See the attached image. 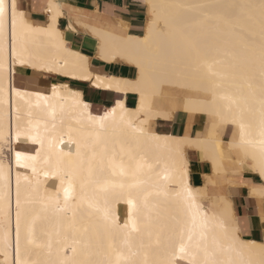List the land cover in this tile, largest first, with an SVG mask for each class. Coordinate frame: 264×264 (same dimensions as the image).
<instances>
[{"label": "bare ground", "instance_id": "bare-ground-1", "mask_svg": "<svg viewBox=\"0 0 264 264\" xmlns=\"http://www.w3.org/2000/svg\"><path fill=\"white\" fill-rule=\"evenodd\" d=\"M147 2L157 7L148 9L149 19L142 35L91 29L100 38L99 58L106 62L122 60L133 64L137 70L133 78L96 72L88 57L68 46L58 27L62 14L56 17L51 31L47 30V25H34L31 21L32 28L37 31L17 24V57L40 67L17 62L13 75L9 77L5 71L0 80L3 87L0 93V164L5 173L4 180H0V193L10 198L14 241L19 192L20 246L26 264H117L118 254L135 264H144L146 258L148 264H172L171 251L175 247L178 252L182 233L185 245L193 252L195 239H198L196 237L191 244L187 239L191 222L185 186L199 193L197 224L205 213L211 218L213 213L223 212L222 205L215 203L219 209H213L207 198L210 196L215 201L213 193L206 195L211 185L204 192L191 183L188 155L185 163L175 147L176 141L184 135L156 131L155 121L165 120L163 115H154L150 121L141 123L143 114L137 111L141 92L158 106L170 108L171 117L178 109L184 111L185 104L212 111L231 104V112L227 114L237 120L243 117L245 122L250 121L253 138L257 141L261 138L259 25L250 37L252 43L240 34L243 30L247 35V30L235 27V21L223 9L177 7L244 4L250 0ZM9 45L10 36L6 52ZM23 68L85 82L92 88L121 97L132 93L138 101L135 107H128L126 98L125 101L119 98L106 110L99 111L68 84L54 83L48 92L26 87L18 73ZM49 68L53 71H48ZM83 74H90L92 79H80ZM97 75L104 76L105 83L112 82L114 86L96 88ZM117 82L126 90L117 91ZM17 90L21 96L16 95ZM34 91H39L40 96L31 94ZM176 93L181 94L178 107L169 103ZM221 96L227 99H220ZM214 98L215 104L206 103ZM118 103L123 109L117 107ZM113 108L116 109L114 114L106 120L99 119ZM195 114L206 116L208 129L211 128L213 116L208 112ZM18 130L24 133L19 138ZM225 130L231 132L229 140L225 136L227 141L222 138ZM234 133L238 141V127L229 123L221 126L217 136L206 135L204 138L209 143L204 146L205 155L215 154L212 139H216L227 153ZM32 139L39 142L33 143ZM6 148L11 153L9 160L4 152ZM17 151L35 159L21 160L17 164ZM223 163L227 165L228 160ZM69 188L70 195L66 199L65 189ZM129 199L135 204L131 217ZM4 207L7 211L8 205ZM133 222L137 227L135 232L132 231ZM210 229L223 239L221 227L210 222ZM2 231L0 226V234ZM240 241L252 243L243 246L235 242L237 250L226 249L217 254L218 259L225 264H248L249 261L261 264L264 252L259 246L263 242L243 236ZM208 243L213 246L211 233ZM9 252L11 260L13 250ZM203 258L201 253L196 261ZM191 259L189 255L178 259L176 264H189ZM119 264H124L123 259Z\"/></svg>", "mask_w": 264, "mask_h": 264}, {"label": "snow or ice", "instance_id": "snow-or-ice-1", "mask_svg": "<svg viewBox=\"0 0 264 264\" xmlns=\"http://www.w3.org/2000/svg\"><path fill=\"white\" fill-rule=\"evenodd\" d=\"M137 5L141 8L155 9L157 7L154 3H148L147 0H132V4L128 3V0H124L123 5L115 2V0H88V7L92 9L88 11V7L77 8L70 3L53 4L49 0H0V80H2L5 71H7L9 77L13 75V66L19 62L21 65H29V62L21 57H17L15 41H16V29L19 23L22 27L37 31L33 29L29 18L37 12H48L51 15L47 18L51 23H48L47 30L51 31L55 24L56 17L63 14L68 20V27L73 28L72 17L75 14L79 19L80 14H86L92 17L102 19V22L108 26L115 27V21L120 19V15L127 12L129 7ZM177 7H194V8H206L215 7L225 10L227 16L235 21V27H241L247 30V35L242 30L241 35L251 41L250 37L255 33V26L259 25L260 35V48H261V99H260V112H261V131L260 139L257 141L253 138L252 124L251 122H245L244 118L237 120L234 116L228 115L227 112H231V104L227 106H218L215 111L210 108L204 107H192L190 104L184 105V111L188 115V126L185 130V134L179 140L176 141L175 147L184 157L185 163H187V149H199L198 158L203 161L210 159L212 163V175L205 177V188L209 185L213 187L215 201L223 206V212L220 214L213 213L211 218L205 213L201 218L199 224H197V216L199 213V206L196 204L198 192H195L190 187L185 186L187 193V211L190 213L191 228L187 230V239L191 244L195 239L193 247L195 251H191L184 243V234H181L180 243L178 246V252L174 247L171 251L172 264H176L178 259H184L189 255L192 259L189 264H225V262L218 259V253L224 252L226 249L229 251H236L235 242H239L243 246H249L252 242L240 241V237L249 234L257 227V220L259 218V229L264 233V0H250L244 4H232L224 3L217 5H177ZM65 9H67L65 11ZM10 45L6 52V41L9 40ZM7 57V58H6ZM109 58V57H105ZM29 66L33 68L40 67L39 65L32 63ZM48 71H53L49 68ZM80 79L91 80L90 74H83ZM34 88L38 87L36 82L32 85ZM94 86L96 88H112L114 85L112 82L105 83V77L97 75ZM116 90H126L120 87L119 82L115 84ZM135 90V89H133ZM3 92L2 84H0V93ZM36 96H40L39 91L31 93ZM55 95V89H53ZM17 96H21V92L17 90ZM180 93L173 94L169 103L174 106H179ZM214 97L216 94H213ZM220 99H227V97H219ZM208 104H215V98L212 101H206ZM87 107V105H85ZM117 107L123 109V105L118 103ZM142 112L143 118L141 123L150 121L154 115H163L165 119H170V108L158 106L154 100L145 97V94L141 92L140 108L137 110ZM251 112L252 110L249 109ZM116 109L113 108L111 113H105L103 117L99 119L101 121L106 120L110 114H114ZM196 112H208L214 119L211 121V128L206 130L205 133L196 132L192 130V125L196 123L194 114ZM139 118V117H138ZM233 124L238 127L239 140H235V133L233 141L228 145V152L219 145L216 139H212L211 143L215 154L211 157L205 155L204 146L209 143L208 139L204 137H215L218 135V131L221 130V126L226 124ZM141 134H144V130L140 129ZM22 133L17 131V138ZM33 143H38L36 139H32ZM42 147V144H41ZM37 155L39 153L37 152ZM34 157L27 156L23 152H16L17 164H20L21 160H31ZM228 160V164L225 165L224 160ZM27 166V165H20ZM33 171L35 169L33 168ZM187 174V171H184ZM221 176H223V183L221 182ZM5 173L3 165L0 164V180H4ZM247 188L249 195L258 198V203L249 202L247 208L241 211V199H244L243 192L240 188ZM70 195V188L65 189V198ZM4 204L8 205L6 211ZM129 204V216L131 217V209L135 207L132 199L128 200ZM210 222L213 225L219 226L223 229V239L216 236L214 232H211ZM0 226L3 231L0 234V264H26V261L21 255L20 246V213H19V192L17 191V212H16V228L15 239H12L11 232V212H10V198L3 193H0ZM128 227L127 224L124 225ZM132 231H137L135 222H133ZM211 233L212 247L209 246V236ZM227 241V243H226ZM159 243V241H157ZM262 252H264V243L260 246ZM13 250L12 258L9 259L10 252ZM203 254L202 261H196V256ZM123 259L124 264H135V261L127 257H123L122 254H118L119 264ZM144 264H148L147 258ZM251 264V261L248 262ZM264 264V260L261 261Z\"/></svg>", "mask_w": 264, "mask_h": 264}, {"label": "crops", "instance_id": "crops-1", "mask_svg": "<svg viewBox=\"0 0 264 264\" xmlns=\"http://www.w3.org/2000/svg\"><path fill=\"white\" fill-rule=\"evenodd\" d=\"M51 1L60 4L70 3L71 5L77 8L88 7V0H49V2ZM115 2L120 5H123L124 0H115ZM128 3L131 5L132 0H128ZM138 3L139 0H137V4ZM66 10L67 9H65V11ZM88 11L91 12L92 9L88 7ZM148 13L149 10L147 8H141L137 5H133L129 7L127 12H124L120 15V19L115 21V27L106 25L102 22V19L97 17H92L86 14H80L79 19H77V16L74 14L72 17V22L73 28L76 32L68 27L69 20L65 15L62 14L58 18V27H61L60 29L64 33V38L68 46L70 45L72 49H76V51L88 57L91 60V67L94 70L96 69V72L109 76L112 75L117 77L133 78L136 76L137 73V70L133 64L124 62L122 60L106 62L99 58L98 53L100 38L96 34H94L91 29L101 31H113L123 35H142L144 34L148 23ZM48 14V12H37L34 13L29 18V20L34 25L46 26L49 23V20L47 19ZM21 70H25V72ZM21 70L19 69V71H21L22 73H20L19 71L18 73L26 87H29L34 90L48 92L51 85L54 83L68 84L69 87L72 86V89L81 92L84 100L89 102L96 110L99 111L106 110L108 107L112 106L119 98H123L124 101L126 98L125 104L127 103L128 105H126L128 107H135L138 101V97L132 93L121 97L113 92L102 91L92 88L88 83L85 82L69 80L54 75H47L41 72L32 71L30 69L27 70V68H23ZM33 82H36L38 84L37 88H34L32 86ZM172 116L173 117H171L170 120L157 119L154 124L155 130L166 134L184 135L185 130L188 126V114L185 113L182 109H178L173 112ZM194 119L196 123L192 125V130L196 132L205 133L209 126V119L202 114H195ZM230 135V130H225L222 135L223 140H229ZM225 136L226 138L228 136L227 140ZM187 151V155L189 158L190 179L192 180L191 183L195 187L202 188L205 186L206 183L205 177L212 175V163L211 161L209 162L208 159L201 161L198 158L199 151L196 149L189 148ZM221 182L223 183V176H221ZM210 189L211 192L214 194L216 190H214L212 186L210 187ZM240 191L244 194V199H241L240 201L242 212L247 208L249 202L258 203V198L249 195L247 188L241 187ZM256 220L257 227L254 228L251 233L243 235V237L247 240H253L264 243V233H262L259 229V218L257 217Z\"/></svg>", "mask_w": 264, "mask_h": 264}, {"label": "rangeland", "instance_id": "rangeland-1", "mask_svg": "<svg viewBox=\"0 0 264 264\" xmlns=\"http://www.w3.org/2000/svg\"><path fill=\"white\" fill-rule=\"evenodd\" d=\"M4 152H5V155H6L7 159L9 160L10 159V155H11L10 151H8L7 148H6V150H4ZM8 154H9V156H8ZM196 188H199V189H201V190H203L205 192V186L202 187V188L201 187H196ZM210 194H212L211 190H209V189L207 190L206 189V195H210ZM207 198H208V200H210L212 202L213 209H216V208L219 209L218 206L215 204L217 202L213 201L210 196L207 197ZM121 213H122V211H121Z\"/></svg>", "mask_w": 264, "mask_h": 264}]
</instances>
